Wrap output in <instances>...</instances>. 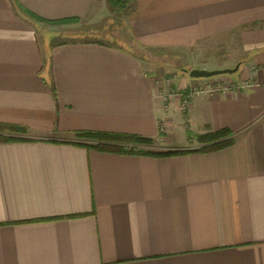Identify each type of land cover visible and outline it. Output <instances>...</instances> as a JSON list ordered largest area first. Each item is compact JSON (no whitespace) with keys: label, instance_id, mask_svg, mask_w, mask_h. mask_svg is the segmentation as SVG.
<instances>
[{"label":"crops","instance_id":"crops-1","mask_svg":"<svg viewBox=\"0 0 264 264\" xmlns=\"http://www.w3.org/2000/svg\"><path fill=\"white\" fill-rule=\"evenodd\" d=\"M107 10L0 0V123L28 138L0 141V264H264V0H128L117 44L39 33ZM159 48L232 53L208 68L239 62L236 87L157 81L145 53ZM222 128L224 148L162 157L69 143L95 130L194 149Z\"/></svg>","mask_w":264,"mask_h":264},{"label":"rangeland","instance_id":"rangeland-1","mask_svg":"<svg viewBox=\"0 0 264 264\" xmlns=\"http://www.w3.org/2000/svg\"><path fill=\"white\" fill-rule=\"evenodd\" d=\"M108 11V10H107ZM106 11V12H107ZM108 11V15L112 14L109 20L88 21L76 25H58L54 29H50L39 23V33L43 38L49 41H67V40H103L117 44V38L125 34L124 31V11ZM121 12V13H120ZM118 13V14H117ZM105 15V14H104ZM41 26V27H40ZM45 26V27H44ZM40 36V35H39ZM124 38V36H123ZM219 54L188 52L179 49H165L159 48L154 51L145 53V65L154 74L155 79L164 81L176 76L187 74V71L192 67H212L224 60V57H231L232 53L223 52L220 48ZM184 74V75H185ZM212 83H221L225 85H235L231 80L230 75H218L214 77ZM206 86V85H205ZM204 86V87H205ZM152 149H158L159 146L153 144Z\"/></svg>","mask_w":264,"mask_h":264},{"label":"trees","instance_id":"trees-1","mask_svg":"<svg viewBox=\"0 0 264 264\" xmlns=\"http://www.w3.org/2000/svg\"><path fill=\"white\" fill-rule=\"evenodd\" d=\"M14 3L17 7H19L16 2ZM108 3L113 9L120 11L126 8L128 0H108ZM25 12L34 16L38 20H43L28 10H25ZM72 21H75V19L51 20L50 22L67 23ZM25 131V128L20 125L0 123V141L27 140L28 138L16 135L23 134ZM231 133V130L228 128H222L198 134L196 135V138L203 143V145L194 149H152L153 140L150 137L129 133L95 130H83L76 132V140L69 141V143L84 146L86 148H94L100 151L162 157L189 152H208L224 148L233 142Z\"/></svg>","mask_w":264,"mask_h":264},{"label":"water","instance_id":"water-1","mask_svg":"<svg viewBox=\"0 0 264 264\" xmlns=\"http://www.w3.org/2000/svg\"><path fill=\"white\" fill-rule=\"evenodd\" d=\"M239 62H237L233 67H223V68H205V67H192L188 71L185 69L189 77L192 78H209L218 75H230L237 71Z\"/></svg>","mask_w":264,"mask_h":264},{"label":"built area","instance_id":"built-area-1","mask_svg":"<svg viewBox=\"0 0 264 264\" xmlns=\"http://www.w3.org/2000/svg\"><path fill=\"white\" fill-rule=\"evenodd\" d=\"M243 85H247V84H243ZM236 87V85H225V84H221V83H209L207 84L204 88L202 89H198V90H193V92H197V91H205V92H208V93H212V92H218V91H226V90H232ZM238 87V86H237ZM192 91L189 92L190 94L193 93ZM190 94H187V95H190ZM167 95L166 94H163V98H166ZM184 105V103H183Z\"/></svg>","mask_w":264,"mask_h":264}]
</instances>
